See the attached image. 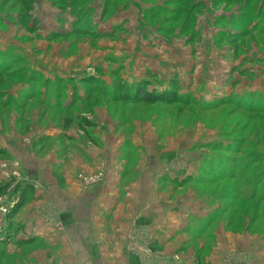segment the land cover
<instances>
[{
  "label": "rangeland",
  "instance_id": "obj_1",
  "mask_svg": "<svg viewBox=\"0 0 264 264\" xmlns=\"http://www.w3.org/2000/svg\"><path fill=\"white\" fill-rule=\"evenodd\" d=\"M144 85L159 102L133 101ZM67 122L112 160L83 158L60 135L41 144L61 151V168L80 160L88 186L114 173L112 216L183 210L169 258L158 232L133 226L142 262L264 264V0H0V180L11 182L0 248L29 182L4 147ZM113 224L115 246L126 223Z\"/></svg>",
  "mask_w": 264,
  "mask_h": 264
},
{
  "label": "crops",
  "instance_id": "obj_2",
  "mask_svg": "<svg viewBox=\"0 0 264 264\" xmlns=\"http://www.w3.org/2000/svg\"><path fill=\"white\" fill-rule=\"evenodd\" d=\"M66 129L64 134L52 135L45 130L29 137L30 140L21 138L16 144L11 140L10 145L4 147V156L22 164L23 173L29 178V182L25 186L26 190L19 184L22 190H25L27 206L7 221V232L12 233L13 237L10 245H1L3 248H0V256L3 264H24V261L26 264H41V261L42 264H146L134 253L129 252L128 244L131 242L133 226L143 229L147 240L148 234L150 240L151 235L158 232L156 238H160L161 242L154 245L160 244L159 248H164L163 251L167 254L165 257L169 258L177 246L175 236L183 220V216H179L183 210L179 212L177 202L169 203V209L165 213L160 203H156V211L151 208L141 210L142 217L137 220L134 218L132 225L128 224L129 219L122 213V208L120 214L115 213L112 216L115 203L111 188H114L117 179L113 176L114 173L109 171L106 181L94 187L88 186L84 176L92 172L83 167L80 160L71 162L68 168H61V151L58 148L46 150V145L41 143L56 140L60 135L63 138L59 140L68 142L69 147L77 150L83 158L92 160V157L98 156L101 159L98 164L104 160L108 163L113 154L106 155L109 150L103 152V148L89 146L87 140L98 143V136L88 138L74 134L76 140L71 138L72 132L80 130L72 122H67ZM90 153L95 156L91 157ZM10 186L11 182L0 180V196H5ZM149 187L150 185H147L145 189L147 192ZM104 210L109 216L102 215L101 211ZM115 217L126 223V233L124 230V233L121 232V228L116 230L118 236L125 235L126 239L120 242L122 245L118 243L114 246L110 243L118 239L114 232ZM106 221L109 223L106 224ZM46 240L48 242L44 243ZM228 251L226 253H229ZM25 255H30L31 260L26 261ZM226 260V256L214 255L209 264H225Z\"/></svg>",
  "mask_w": 264,
  "mask_h": 264
},
{
  "label": "trees",
  "instance_id": "obj_3",
  "mask_svg": "<svg viewBox=\"0 0 264 264\" xmlns=\"http://www.w3.org/2000/svg\"><path fill=\"white\" fill-rule=\"evenodd\" d=\"M133 101L135 102H159L160 98L154 96L150 92L148 93L146 86H141L140 88H135V94L134 97L132 98Z\"/></svg>",
  "mask_w": 264,
  "mask_h": 264
},
{
  "label": "built area",
  "instance_id": "obj_4",
  "mask_svg": "<svg viewBox=\"0 0 264 264\" xmlns=\"http://www.w3.org/2000/svg\"><path fill=\"white\" fill-rule=\"evenodd\" d=\"M14 208V204H12L11 206H10V209H13ZM5 210V209H4ZM7 212V210H5V213Z\"/></svg>",
  "mask_w": 264,
  "mask_h": 264
}]
</instances>
